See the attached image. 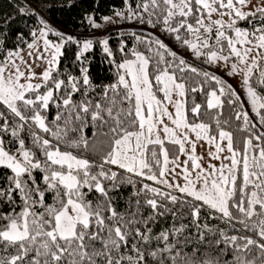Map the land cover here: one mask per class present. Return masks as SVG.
Here are the masks:
<instances>
[{"label":"snow or ice","instance_id":"obj_1","mask_svg":"<svg viewBox=\"0 0 264 264\" xmlns=\"http://www.w3.org/2000/svg\"><path fill=\"white\" fill-rule=\"evenodd\" d=\"M123 5L111 47L0 0V264H264V0Z\"/></svg>","mask_w":264,"mask_h":264},{"label":"trees","instance_id":"obj_2","mask_svg":"<svg viewBox=\"0 0 264 264\" xmlns=\"http://www.w3.org/2000/svg\"><path fill=\"white\" fill-rule=\"evenodd\" d=\"M4 11L10 12L9 7H4ZM115 11H125L123 0H55V6L48 13V17L53 26L58 29L63 30L68 34H79V39L91 38L90 34L95 32L96 38L99 39L103 36H108L110 39V46L115 47L118 43L121 32H132L139 31L135 21H130L126 19H120L119 23L115 26L109 25L108 28L111 29L110 33L103 32L101 29H93L89 26L88 22L84 19L87 14H92L96 22L103 24V17L109 16L114 20L118 19L115 17ZM29 26H33L31 21H27ZM21 26V25H18ZM241 27H248L244 22H240ZM102 31V32H101ZM164 38V37H162ZM49 39H55L49 35ZM167 42V41H166ZM134 41L129 40L128 45L132 47ZM76 45L68 46V55L71 57L69 60H62L61 70L65 72H71L74 75L79 74V68L71 63V60L75 59ZM86 63L90 68V73L93 77L95 83H100L103 80L105 83L111 79V74L109 73V65L104 62V54L99 46H94V48L85 54ZM119 59V57L117 58ZM209 71H214L210 66ZM220 74V73H217ZM229 82L230 80L225 77ZM231 83V82H230ZM234 86V85H233ZM228 111L225 110L223 113V118H228ZM234 132L237 139L241 138L242 133L236 130V124L233 123L229 129ZM131 189L124 191L125 197L128 195ZM123 207V202H121V208ZM171 221L167 223L161 221L159 225L154 229L159 231L163 227H167ZM218 223L213 221V224ZM223 226V225H221Z\"/></svg>","mask_w":264,"mask_h":264},{"label":"rangeland","instance_id":"obj_3","mask_svg":"<svg viewBox=\"0 0 264 264\" xmlns=\"http://www.w3.org/2000/svg\"><path fill=\"white\" fill-rule=\"evenodd\" d=\"M109 25H106V27H108ZM102 32V31H101ZM54 40V39H53ZM25 59H28V57L27 56H25ZM212 68V67H211ZM212 69H214V68H212ZM36 71H37V73H39L42 69H41V67H37L36 69H35ZM215 70V69H214ZM220 74H222V73H220ZM229 80H230V82L234 85V86H236V80H234V79H232V78H230V77H227ZM209 147H212V146H210V145H206L205 144V146L204 147H201L200 145H199V143H198V146H197V148H196V153L199 155V154H202V153H204L205 151H206V148H209ZM184 157H181V159H183Z\"/></svg>","mask_w":264,"mask_h":264}]
</instances>
